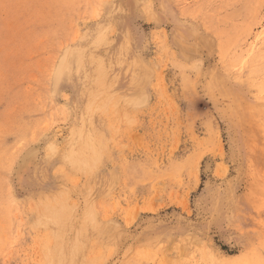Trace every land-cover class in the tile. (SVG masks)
Returning <instances> with one entry per match:
<instances>
[{"label": "rangeland", "instance_id": "obj_1", "mask_svg": "<svg viewBox=\"0 0 264 264\" xmlns=\"http://www.w3.org/2000/svg\"><path fill=\"white\" fill-rule=\"evenodd\" d=\"M0 264H264V0H0Z\"/></svg>", "mask_w": 264, "mask_h": 264}, {"label": "bare ground", "instance_id": "obj_2", "mask_svg": "<svg viewBox=\"0 0 264 264\" xmlns=\"http://www.w3.org/2000/svg\"><path fill=\"white\" fill-rule=\"evenodd\" d=\"M164 3V2H163ZM106 8V7H105ZM106 11V10H105ZM112 11V10H111ZM105 14V13H104ZM108 17V16H106ZM112 17V16H111ZM105 18V17H104ZM110 18V17H109ZM113 18V17H112ZM103 20V19H102ZM119 21V20H118ZM111 22V20H110ZM129 22V21H128ZM106 23V22H105ZM104 24V23H101ZM103 28V27H102ZM116 39V38H115ZM80 45V44H79ZM132 45V44H131ZM78 55H79V50L76 49L75 47L66 51V53L62 56L61 61L59 66L57 67L56 73H55V80H56V84L58 83L59 86V82L63 79V78H67L68 74H70L71 70L73 69V67L78 66L80 63L78 62ZM74 86V85H73ZM74 95V94H73ZM84 95V94H83ZM75 97V99H74ZM73 97L74 99V107H76V109H78L79 107H83L82 106V99L81 97L77 94Z\"/></svg>", "mask_w": 264, "mask_h": 264}]
</instances>
